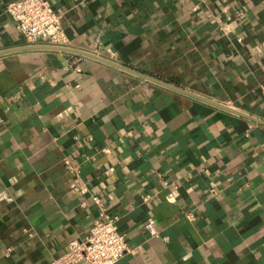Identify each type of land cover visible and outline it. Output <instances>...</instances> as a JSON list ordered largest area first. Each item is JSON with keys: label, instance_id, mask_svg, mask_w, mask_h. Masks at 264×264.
<instances>
[{"label": "crops", "instance_id": "crops-1", "mask_svg": "<svg viewBox=\"0 0 264 264\" xmlns=\"http://www.w3.org/2000/svg\"><path fill=\"white\" fill-rule=\"evenodd\" d=\"M13 1L0 0V264L62 255L98 218L94 197L128 244L117 264H264V126L83 56L16 51ZM48 1L69 49L264 121V0Z\"/></svg>", "mask_w": 264, "mask_h": 264}, {"label": "built area", "instance_id": "built-area-1", "mask_svg": "<svg viewBox=\"0 0 264 264\" xmlns=\"http://www.w3.org/2000/svg\"><path fill=\"white\" fill-rule=\"evenodd\" d=\"M6 13L27 46L68 48L62 15L54 11L48 0H15L7 5ZM75 69L80 71L79 67ZM260 91L264 99V82ZM65 165L69 171L78 173V168L70 167L68 161H65ZM79 188V185L72 186L73 191H78ZM94 204L98 209V218L88 236L83 240L71 241L67 250L49 264H117L129 251L125 236L118 231V220L109 214L105 202L99 197H94ZM144 227L151 236H158L152 219H148Z\"/></svg>", "mask_w": 264, "mask_h": 264}, {"label": "water", "instance_id": "water-1", "mask_svg": "<svg viewBox=\"0 0 264 264\" xmlns=\"http://www.w3.org/2000/svg\"><path fill=\"white\" fill-rule=\"evenodd\" d=\"M16 51H51V52H57V53H61V54L62 53H69V54H75V55H78V56H83L85 58L97 61L99 63L105 64L107 66H110L112 68L120 70L122 72L128 73V74L133 75L135 77H138V78H140L142 80H145L147 82H151V83L156 84V85H158L160 87H163V88L172 90L174 92H177L179 94H183L185 96H188V97L194 98L196 100L202 101V102H204L206 104H209L211 106H214V107L222 109V110H225L227 112H230L232 114H235V115L240 116L242 118H245V119H247L249 121H252V122H255L257 124H260V125L264 126V121H262V120H259L257 118H254V117L246 115V114H243L241 112H238L235 109H232V108L227 107L225 105L219 104V103L214 102L212 100L203 98V97H201V96H199L197 94H194V93H192L190 91L183 90V89H181V88H179L177 86H174V85H172L170 83H167V82H165L163 80H160L158 78H155L153 76H148V75L139 73V72H137V71H135L133 69H130V68L124 66V65L118 64L116 62L107 60L105 58H102V57H99V56H96V55H93V54H90V53H87V52H81V51H77V50H73V49H69V48L47 46V45H30V46H25L23 48H19Z\"/></svg>", "mask_w": 264, "mask_h": 264}]
</instances>
